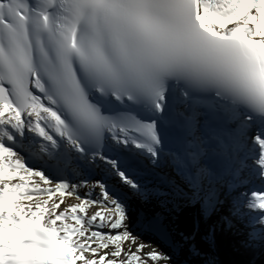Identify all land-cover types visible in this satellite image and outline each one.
<instances>
[{
  "label": "snow or ice",
  "instance_id": "snow-or-ice-1",
  "mask_svg": "<svg viewBox=\"0 0 264 264\" xmlns=\"http://www.w3.org/2000/svg\"><path fill=\"white\" fill-rule=\"evenodd\" d=\"M185 207L264 257V0H0V264H198Z\"/></svg>",
  "mask_w": 264,
  "mask_h": 264
},
{
  "label": "trees",
  "instance_id": "trees-1",
  "mask_svg": "<svg viewBox=\"0 0 264 264\" xmlns=\"http://www.w3.org/2000/svg\"><path fill=\"white\" fill-rule=\"evenodd\" d=\"M216 224L215 241L208 247L207 258L214 259L216 264H264V257L259 253L252 255L242 249L238 237L226 226L222 228L218 221Z\"/></svg>",
  "mask_w": 264,
  "mask_h": 264
},
{
  "label": "bare ground",
  "instance_id": "bare-ground-1",
  "mask_svg": "<svg viewBox=\"0 0 264 264\" xmlns=\"http://www.w3.org/2000/svg\"><path fill=\"white\" fill-rule=\"evenodd\" d=\"M163 175H167L166 178H163ZM172 176V170L168 167L161 168L157 171L156 175L152 176L151 179L154 183H162L163 180L170 178ZM223 213L226 215L227 214V205H225L223 209ZM199 214L201 218V229H208V223H210V218L205 220L199 213V210L195 207H185L183 208L175 217L176 221L179 223L184 222L190 223L191 227H195L196 224V217ZM210 225V224H209ZM201 237V235H200Z\"/></svg>",
  "mask_w": 264,
  "mask_h": 264
},
{
  "label": "rangeland",
  "instance_id": "rangeland-1",
  "mask_svg": "<svg viewBox=\"0 0 264 264\" xmlns=\"http://www.w3.org/2000/svg\"><path fill=\"white\" fill-rule=\"evenodd\" d=\"M224 214V213H223ZM216 218H219L218 216H212L211 218H210V223H208V228H209V226L210 225H213L214 224V220L216 219ZM199 222V231H197L196 232V238H195V240L192 242V243H194L198 248H200V249H203V251L206 253V255H207V252H208V247H210L211 246V243H209V241L205 238L206 237V235H207V231H208V229L206 230V228L205 229H201V218H200V216H199V214L197 215V217H196V222ZM176 224H177V226L179 227V228H181V229H183V230H186V231H194L195 230V227L193 228V227H191V224L190 223H184V222H182V223H179L178 221H176ZM210 224V225H209ZM196 225V224H195ZM200 235H201V237H200ZM206 255L205 256H203L202 258H201V260L200 261H198V264H202V261L204 260V259H208L207 257H206Z\"/></svg>",
  "mask_w": 264,
  "mask_h": 264
}]
</instances>
